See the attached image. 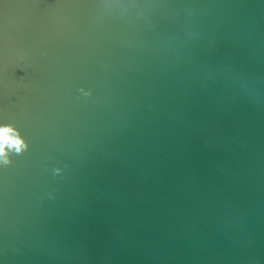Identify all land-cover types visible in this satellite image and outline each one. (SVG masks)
Here are the masks:
<instances>
[{"label":"water","instance_id":"obj_1","mask_svg":"<svg viewBox=\"0 0 264 264\" xmlns=\"http://www.w3.org/2000/svg\"><path fill=\"white\" fill-rule=\"evenodd\" d=\"M6 125L0 264H264V0H0Z\"/></svg>","mask_w":264,"mask_h":264},{"label":"clouds","instance_id":"obj_2","mask_svg":"<svg viewBox=\"0 0 264 264\" xmlns=\"http://www.w3.org/2000/svg\"><path fill=\"white\" fill-rule=\"evenodd\" d=\"M27 147L28 145L13 126L6 125L0 127V156H4L7 149L22 152Z\"/></svg>","mask_w":264,"mask_h":264}]
</instances>
